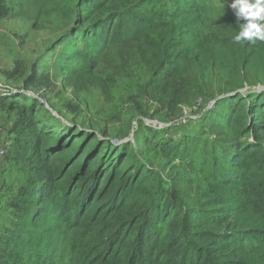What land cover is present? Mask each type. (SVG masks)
Wrapping results in <instances>:
<instances>
[{
  "label": "trees",
  "instance_id": "obj_1",
  "mask_svg": "<svg viewBox=\"0 0 264 264\" xmlns=\"http://www.w3.org/2000/svg\"><path fill=\"white\" fill-rule=\"evenodd\" d=\"M199 1L168 0L163 4L170 9L162 12L149 0H76L63 39L118 47V63L127 69L138 60L146 86L159 84L167 93L154 102L167 105L181 99L178 72L184 77L202 65L200 44L220 46L237 25L211 23ZM165 13L166 22L151 18ZM242 46L246 66L250 41ZM126 78L146 94L134 73ZM175 82L179 87L170 86ZM14 99L0 96V109L17 115L11 119L17 152L6 161L12 164L15 153L30 149L50 160L54 171L30 179L22 165L5 169L14 180L0 183V264H264V91L229 93L217 99L219 111L217 104L206 110L216 112L211 129L218 138L194 159L208 180L240 195L239 209H221L224 218L188 202L180 178L124 162L125 145L118 148L72 120L62 127L41 98L27 105ZM205 203L212 207L215 200ZM249 241L261 246L255 258L233 247Z\"/></svg>",
  "mask_w": 264,
  "mask_h": 264
},
{
  "label": "rangeland",
  "instance_id": "obj_2",
  "mask_svg": "<svg viewBox=\"0 0 264 264\" xmlns=\"http://www.w3.org/2000/svg\"><path fill=\"white\" fill-rule=\"evenodd\" d=\"M167 1L149 0L162 12V8L170 9V5L163 4ZM75 2L0 0V84L7 92L3 98L11 96L17 104L25 105L30 98L43 99L52 117L59 120L57 124L67 126L72 120L118 148L125 145L128 151L124 162L146 165L150 172L162 177L180 178L188 191V202L203 205L204 210H215L217 217L224 218L223 208L239 209L240 195L208 180L204 168L194 159L204 153L202 148L207 143L218 138L211 129L216 112L207 114V105L213 110L217 99L233 92L264 91V41H250L251 58L243 66L241 61L248 51L243 48V41L233 40L243 21L234 15L232 0L199 1L211 23L230 25L233 20L237 25L232 24L235 28L225 34L220 46L200 44L202 65L184 77L178 72L183 83L170 86L176 88L180 84L181 99H168L167 105L154 102L160 97L164 100L167 93L159 84L146 86L148 75L138 60L129 70L118 63V47L100 44L88 48L79 39H63L73 20ZM164 16L151 18L166 22L169 17L167 13ZM230 56L239 64L233 65ZM235 66H239L238 70ZM130 73L139 83L145 82V95L129 85L126 77ZM215 108L219 111L220 104ZM14 112L0 109V183H12L14 176L5 169L14 171L21 165L30 179L52 174L54 164L38 151L22 149L15 153L18 160L12 164L6 161L7 156L17 152L12 149L11 119L17 116ZM212 199L215 203L210 207L205 202ZM7 228L12 229L9 225ZM233 247L245 258H255L262 252L261 246L251 241Z\"/></svg>",
  "mask_w": 264,
  "mask_h": 264
},
{
  "label": "clouds",
  "instance_id": "obj_3",
  "mask_svg": "<svg viewBox=\"0 0 264 264\" xmlns=\"http://www.w3.org/2000/svg\"><path fill=\"white\" fill-rule=\"evenodd\" d=\"M237 20H242L236 42L264 41V0H232L230 4Z\"/></svg>",
  "mask_w": 264,
  "mask_h": 264
},
{
  "label": "built area",
  "instance_id": "obj_4",
  "mask_svg": "<svg viewBox=\"0 0 264 264\" xmlns=\"http://www.w3.org/2000/svg\"><path fill=\"white\" fill-rule=\"evenodd\" d=\"M7 92L5 91V88H3L0 84V96L5 95ZM211 109L209 105H207V110Z\"/></svg>",
  "mask_w": 264,
  "mask_h": 264
}]
</instances>
